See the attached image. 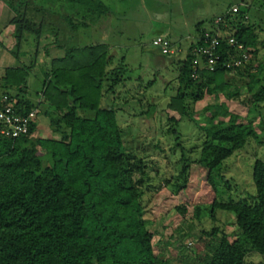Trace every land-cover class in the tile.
Wrapping results in <instances>:
<instances>
[{
	"label": "trees",
	"instance_id": "trees-1",
	"mask_svg": "<svg viewBox=\"0 0 264 264\" xmlns=\"http://www.w3.org/2000/svg\"><path fill=\"white\" fill-rule=\"evenodd\" d=\"M1 1L14 13L17 51L33 44V58L29 65L4 68L0 98L14 100L18 115L39 109L52 135H36L37 114L27 134H0V264H175L155 249L149 229L154 220L144 217V196L155 187L142 156L126 149L117 120L116 90L129 80L124 58L115 61L106 43L76 42L80 30L101 27L109 7L102 0ZM253 3L231 4L209 29L197 22L186 48L172 41L184 55L173 61L179 88L166 106L178 116L167 118V132L176 139L171 150L181 149L171 187L178 198L174 210L188 228L176 264H256L254 253L264 256V161L252 166L254 194L224 201L229 183L220 186L224 160L258 139L252 113L264 120V61L257 59L264 29L259 18L250 20ZM40 48L50 61H41L43 79L33 101L27 82ZM201 48H213L212 69ZM52 49L61 54L50 57ZM230 76L247 79L245 93ZM205 95L213 98L202 111H212L196 123L204 133L201 145L186 150L174 126L181 118L194 121L189 101Z\"/></svg>",
	"mask_w": 264,
	"mask_h": 264
},
{
	"label": "rangeland",
	"instance_id": "rangeland-1",
	"mask_svg": "<svg viewBox=\"0 0 264 264\" xmlns=\"http://www.w3.org/2000/svg\"><path fill=\"white\" fill-rule=\"evenodd\" d=\"M102 1L110 9L104 23L101 24V27L95 26V30L92 28L80 30L76 42L85 44L97 40L108 45L109 53L115 61L124 58L129 80L125 82L122 88L116 90L117 95L115 96L117 98L115 97L114 101L117 105L119 102V107L121 106L117 113L118 124L121 127L122 139L126 149L142 156L148 167V173L152 177L150 187H155L154 193L148 192L144 196L146 204L144 217L148 220H154L149 225V229L155 233L153 238L155 249H162L172 257L171 260L176 264L178 261L175 256L176 252L183 244L180 236L186 233L188 228L186 222L174 210L178 198L171 187V183L178 174L179 163L177 162L181 156V149L177 147L175 150H171L175 146L176 139L173 134L167 132L170 126L167 118L169 115L176 118L178 116L175 112L167 110L166 106L169 98L175 95L179 88L176 79L177 70L173 61L183 57L184 54L163 55L152 46V40L157 36L168 37L173 42L179 43L180 41L186 48L188 42L195 35L197 22L202 21L203 28L209 29L212 18L226 12L231 4H237L240 0ZM252 1L254 3L248 14L250 20L251 22L257 21L259 18V26L264 29V21H262L264 20V0ZM168 28L172 31H167ZM261 39H263L262 35ZM31 48L33 49V44L23 43L18 50L20 60L25 61L27 65L31 63L33 58L31 56L32 58L27 60V53L30 52ZM258 48L257 59L264 61V48L261 45ZM52 51L50 50L49 53ZM23 52L26 56H22L24 55ZM60 54H54L53 57ZM35 60L34 70L30 73L27 82V97L33 101H36V91H38L43 79L40 72L43 65L41 61H50V58L45 57L44 49L40 48ZM3 72L4 68L0 69V75H3ZM229 80L240 87L241 93H245L244 83L247 81L245 77L230 76ZM2 90L0 87V92ZM212 98L213 96L205 95L196 103L189 101L192 110L195 112V120L190 121L181 118L174 126L180 132L181 139L179 142L186 150L194 146H196V151L199 149L204 133L198 130L196 123L202 122L204 117L211 113L212 109L208 112H204L202 109L210 103ZM124 100H127L125 105L122 104ZM101 104L103 105V102ZM252 115L256 118L255 123L259 125L257 128L258 131L260 130L258 139H250L243 148L225 159L221 166L223 182L220 183V186L225 187V180H227L230 187L226 194H222L221 198L224 201H227V197L238 200L245 197L246 193L254 194L255 192L252 182V166L256 159L264 161V120L263 122L260 121L255 112ZM261 116L264 117V112ZM47 126V119H44L43 123L38 126L36 135L50 136ZM195 155L197 154L191 152V156ZM186 192L189 193V190L187 189ZM232 222L233 216L231 215L227 221L228 229L233 228ZM203 224L205 226L211 225L207 215L204 217ZM191 233L197 236L199 232L195 228ZM184 241L194 243L191 239ZM169 251L172 253L169 254ZM251 260L256 264H264V256L257 253H254Z\"/></svg>",
	"mask_w": 264,
	"mask_h": 264
},
{
	"label": "built area",
	"instance_id": "built-area-1",
	"mask_svg": "<svg viewBox=\"0 0 264 264\" xmlns=\"http://www.w3.org/2000/svg\"><path fill=\"white\" fill-rule=\"evenodd\" d=\"M193 39V38H192ZM191 39V41H192ZM190 41V42H191ZM230 43L235 44V41L230 38ZM212 45L217 44V40H211ZM152 46L157 48L163 55H177L181 51V47L173 44V42L167 37L157 36L152 40ZM239 49L241 45H237ZM212 49L201 48L200 52L207 56V62L212 69L216 56L212 53ZM237 63H240L238 61ZM15 101L9 98L7 95H3L0 98V134L11 138H16L19 135L27 134L29 120L35 115L36 110H32L27 115H18L14 109Z\"/></svg>",
	"mask_w": 264,
	"mask_h": 264
},
{
	"label": "crops",
	"instance_id": "crops-1",
	"mask_svg": "<svg viewBox=\"0 0 264 264\" xmlns=\"http://www.w3.org/2000/svg\"><path fill=\"white\" fill-rule=\"evenodd\" d=\"M13 17H14L13 11L5 3H3L0 0V69L9 68V67H19V66L26 65L25 61L20 60L19 52L17 51V49L15 47V39H14V35H13L14 26L11 24ZM169 30H171V29L168 28L167 31H169ZM180 37H182V35H180ZM180 37H179V39H180ZM52 50L54 52L52 51L50 53V56L53 57L54 54H60L59 50H56V49H52ZM30 53L31 52L27 53L28 54L27 60L32 56ZM35 53H34V55H35ZM22 56H26L25 53ZM18 60H20V61H18ZM12 61H14L16 63L14 64V62H13V64H12ZM46 62L48 63L49 61L47 60ZM0 77H1V75H0ZM38 110L39 109H36V112H35V115L37 114L35 117L36 121H37V130H38V126L43 123L44 119H46V117L41 115L40 112L38 113ZM50 134H51V132H50Z\"/></svg>",
	"mask_w": 264,
	"mask_h": 264
}]
</instances>
